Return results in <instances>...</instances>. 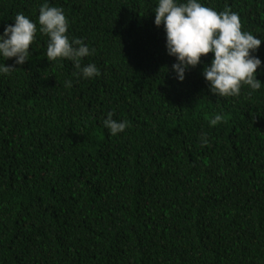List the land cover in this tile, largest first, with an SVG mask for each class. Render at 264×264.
<instances>
[{"label": "trees", "instance_id": "1", "mask_svg": "<svg viewBox=\"0 0 264 264\" xmlns=\"http://www.w3.org/2000/svg\"><path fill=\"white\" fill-rule=\"evenodd\" d=\"M43 2L0 0V34ZM49 2L101 75L49 62L39 31L24 64L0 58V264H264V84L212 94V53L179 82L156 0ZM202 2L237 12L264 61V0Z\"/></svg>", "mask_w": 264, "mask_h": 264}, {"label": "clouds", "instance_id": "2", "mask_svg": "<svg viewBox=\"0 0 264 264\" xmlns=\"http://www.w3.org/2000/svg\"><path fill=\"white\" fill-rule=\"evenodd\" d=\"M152 12L155 13L154 24L163 26L167 53L176 60L171 70L179 82L186 79L189 69L201 64L202 57L212 53L210 63H205L202 70L212 94L235 97L240 95L242 86L259 90L264 84L257 79V70L264 61L253 54L260 48L262 39L243 29L237 12L229 8L217 11L202 0H156ZM68 30L69 20L63 9L44 0L37 21L18 12L14 23L4 27L0 34V58L5 61L15 58V65L24 64L39 31L48 38L46 57L49 62L71 61L76 69L73 75L78 78L94 79L101 75L96 64L82 63L95 50L81 39L70 38ZM13 68V65L0 63V75L10 74ZM222 119V115L217 114L210 124L216 125ZM103 123L113 136L129 127L127 120L113 119L111 112Z\"/></svg>", "mask_w": 264, "mask_h": 264}]
</instances>
